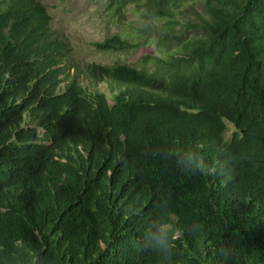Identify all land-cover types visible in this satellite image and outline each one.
Listing matches in <instances>:
<instances>
[{
	"label": "trees",
	"instance_id": "1",
	"mask_svg": "<svg viewBox=\"0 0 264 264\" xmlns=\"http://www.w3.org/2000/svg\"><path fill=\"white\" fill-rule=\"evenodd\" d=\"M103 9L97 52L155 50L83 62L0 0V264H264V0Z\"/></svg>",
	"mask_w": 264,
	"mask_h": 264
},
{
	"label": "rangeland",
	"instance_id": "2",
	"mask_svg": "<svg viewBox=\"0 0 264 264\" xmlns=\"http://www.w3.org/2000/svg\"><path fill=\"white\" fill-rule=\"evenodd\" d=\"M41 1L50 14L51 28L59 31L68 40L75 57H79L83 62L106 63L120 60L139 64L141 55L155 50V45L150 44L130 52H97L92 43L121 28L119 23H114L105 13V0ZM128 16L129 20L136 18L130 11ZM99 88L106 93L110 91V87L104 83H101Z\"/></svg>",
	"mask_w": 264,
	"mask_h": 264
},
{
	"label": "clouds",
	"instance_id": "3",
	"mask_svg": "<svg viewBox=\"0 0 264 264\" xmlns=\"http://www.w3.org/2000/svg\"><path fill=\"white\" fill-rule=\"evenodd\" d=\"M170 240L171 236L169 232L159 228L147 237L148 246L159 251L162 256L169 252Z\"/></svg>",
	"mask_w": 264,
	"mask_h": 264
}]
</instances>
